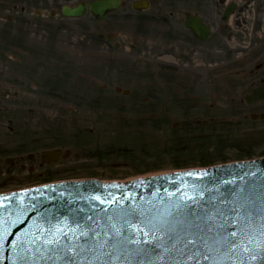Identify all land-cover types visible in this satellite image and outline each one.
<instances>
[{"label":"rangeland","instance_id":"1","mask_svg":"<svg viewBox=\"0 0 264 264\" xmlns=\"http://www.w3.org/2000/svg\"><path fill=\"white\" fill-rule=\"evenodd\" d=\"M11 1L0 0V79L28 73L39 77L40 131L34 133L25 124L27 105H23L15 112L16 132L0 130V142L6 143L0 152L28 149L38 138L42 148L69 151L70 157L41 164L35 182L0 188V193L73 180L125 182L264 156L263 137L244 138L243 128L210 142L199 138L197 131L199 109L207 112L211 104L219 123L220 115L235 105L233 88L248 83L242 80L247 77L195 76L183 83L182 76L170 73L144 76L143 66L135 76H104L94 41L112 18L67 20L60 15L48 18L47 12L39 18L34 15L37 0H29L28 14L20 16L7 11L17 2ZM22 51L25 68L20 66ZM116 88L129 93L115 92ZM211 93L215 96L209 99ZM20 133L22 137L17 136ZM4 167L0 165V172Z\"/></svg>","mask_w":264,"mask_h":264},{"label":"water","instance_id":"2","mask_svg":"<svg viewBox=\"0 0 264 264\" xmlns=\"http://www.w3.org/2000/svg\"><path fill=\"white\" fill-rule=\"evenodd\" d=\"M111 3L91 4L94 19L102 20ZM85 9L65 8L63 15L79 18ZM58 154L43 156L50 161ZM238 205H244L242 213H254L257 223L264 216V161L127 184L67 183L9 196L0 199V264H238L241 259L243 264H264V248L259 247L264 238L258 232V243L248 245L256 260L239 249L204 259L206 249L197 236L211 240L219 225H227L226 217L236 215ZM129 237L141 243H127ZM190 238L196 243H186ZM242 240L243 234L237 243Z\"/></svg>","mask_w":264,"mask_h":264},{"label":"flooded vegetation","instance_id":"3","mask_svg":"<svg viewBox=\"0 0 264 264\" xmlns=\"http://www.w3.org/2000/svg\"><path fill=\"white\" fill-rule=\"evenodd\" d=\"M28 1L17 0L7 11L25 16ZM94 1L102 0H70L68 3L37 0L38 10L34 15L40 18L47 12L48 18H54L61 16L64 6L73 8ZM115 1L116 9L105 19L112 20L94 41L104 76H135L143 66L144 76L170 73L182 76L183 83L195 76L247 77L242 80H249L248 83L233 88L236 93L231 94V103L235 105L220 115L219 124L228 122L227 126L235 131L237 128L251 131L247 135L250 139L264 136V100L249 104L244 100L254 89L264 85V0ZM6 7L9 9L10 6L7 4ZM84 16H91L89 10ZM20 56V66L25 68V53L22 51ZM28 75L1 76L0 79V130H6L10 135L16 132L15 112L23 105H27L25 124L34 133L40 131L37 111L40 79L32 73ZM214 96L211 93L209 99ZM212 108L209 104L204 113L199 109L200 116L195 117L200 128L209 132L218 123ZM183 113L185 115L186 111ZM23 129L18 128L21 133ZM21 133L17 136L22 137ZM3 144L6 145L0 142V151ZM29 147L32 152L24 154L25 149L21 146L12 151L9 161H3L5 167L4 172H0V188L34 182L40 177L41 159L37 153L40 140L34 139Z\"/></svg>","mask_w":264,"mask_h":264},{"label":"snow or ice","instance_id":"4","mask_svg":"<svg viewBox=\"0 0 264 264\" xmlns=\"http://www.w3.org/2000/svg\"><path fill=\"white\" fill-rule=\"evenodd\" d=\"M189 199L192 198L189 197ZM243 208L244 205H238L236 208H234L233 211L236 213V215L231 218L226 217L227 225H219L218 227L220 231L215 232V235L212 236L211 240L205 239L203 236H197L196 239H199L202 244V247L206 249V253L204 255L205 260L210 259V253L215 252L217 255H223L226 251L235 254L237 249L244 252L245 254H248L252 260L257 259V256L253 254V249L250 248L248 245H251L254 241H257L256 236H254V233L258 232L259 237L264 238V216H261L259 218V223H257V220L254 218L255 214L250 211H244L242 213L241 210ZM132 211H134V209ZM113 228H115L114 225ZM235 229H238V231ZM137 231L143 232L145 236L148 235V233L144 232L143 229L138 228ZM207 231L209 233H213L214 229L212 227H209ZM241 234H243V240L241 241V243L238 244L237 237ZM115 236H120L119 230H116ZM196 239L190 238L186 241V243L195 244ZM126 242L134 244L141 243L139 239L132 237H129ZM46 243L55 244L59 243V241L47 240ZM105 243H107V241H105ZM117 243H119V241H117ZM143 243L150 244L151 241L144 240ZM101 247H103V245H101ZM259 247L264 248V244H259ZM216 264H220V262L217 261Z\"/></svg>","mask_w":264,"mask_h":264}]
</instances>
